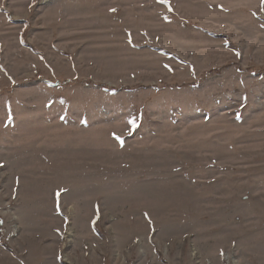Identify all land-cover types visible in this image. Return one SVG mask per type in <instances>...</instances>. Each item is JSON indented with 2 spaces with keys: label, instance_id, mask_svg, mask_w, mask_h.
Returning a JSON list of instances; mask_svg holds the SVG:
<instances>
[{
  "label": "rangeland",
  "instance_id": "rangeland-1",
  "mask_svg": "<svg viewBox=\"0 0 264 264\" xmlns=\"http://www.w3.org/2000/svg\"><path fill=\"white\" fill-rule=\"evenodd\" d=\"M264 264V0H0V264Z\"/></svg>",
  "mask_w": 264,
  "mask_h": 264
},
{
  "label": "built area",
  "instance_id": "built-area-1",
  "mask_svg": "<svg viewBox=\"0 0 264 264\" xmlns=\"http://www.w3.org/2000/svg\"><path fill=\"white\" fill-rule=\"evenodd\" d=\"M236 263V260L234 261V259H222V263L221 264H234Z\"/></svg>",
  "mask_w": 264,
  "mask_h": 264
}]
</instances>
